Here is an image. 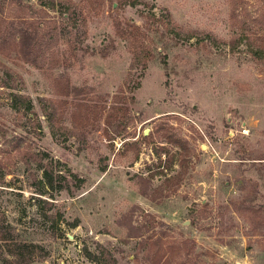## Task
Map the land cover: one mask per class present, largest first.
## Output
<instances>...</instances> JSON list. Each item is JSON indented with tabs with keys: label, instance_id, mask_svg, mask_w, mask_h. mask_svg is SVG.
<instances>
[{
	"label": "rangeland",
	"instance_id": "obj_1",
	"mask_svg": "<svg viewBox=\"0 0 264 264\" xmlns=\"http://www.w3.org/2000/svg\"><path fill=\"white\" fill-rule=\"evenodd\" d=\"M0 3L6 26L43 35L36 65L0 53V211L42 247L32 264H151L162 251L173 264H264V0ZM115 19L145 32L146 66ZM113 104L127 110L112 128ZM164 130L190 149L166 185L179 149ZM39 158L65 183L48 202L34 189Z\"/></svg>",
	"mask_w": 264,
	"mask_h": 264
},
{
	"label": "trees",
	"instance_id": "obj_2",
	"mask_svg": "<svg viewBox=\"0 0 264 264\" xmlns=\"http://www.w3.org/2000/svg\"><path fill=\"white\" fill-rule=\"evenodd\" d=\"M18 1V0H17ZM232 8L234 10L243 7L244 0H231ZM2 4V3H0ZM1 14V13H0ZM68 16L69 13H68ZM4 16L0 15V53L7 54L9 51H15L18 55L26 60L27 62L36 65L37 61H34L33 57H29L30 54H35L34 48L32 47L38 41H40V37L43 35H39L34 30L31 32H27L22 26H18L13 28V26H6L4 21ZM259 17L251 16V22L253 24L259 25ZM12 23V22H11ZM13 25V24H12ZM115 32L116 34L126 40L128 45L131 48L133 61H141L143 67L146 66V60L149 56L147 54V50H144L145 37L146 34L141 30L140 26L129 21H120L114 20ZM260 26V25H259ZM264 32V24L260 26ZM6 48V49H5ZM142 49V50H141ZM54 86L57 88L56 92L59 95H68L69 93V83L67 77L63 72H59L54 78ZM12 106L16 108L18 102L26 103V110L32 113L33 103L29 97H25L20 95L19 93H12ZM39 101L46 102L47 98L41 97ZM80 107L81 103H77ZM125 112L127 110L126 107H118L116 104L109 106L107 114L105 115L104 123L107 126H111L113 128V122L115 121L117 114L120 112ZM119 122V121H117ZM121 123V122H120ZM120 123H117L119 126ZM108 133V131L106 130ZM113 132V135L116 134V131ZM162 135L166 142L177 147L179 150L176 152V158L178 160L179 173L173 177H168L165 179L164 184H170L172 182H179L182 179V175H180V171H185L188 166V159L190 155V149L187 140L181 138L180 136L174 135L172 132L168 130H164ZM148 136V135H147ZM147 136H144L145 138ZM16 148H19V138H17V143L15 144ZM45 156V155H44ZM45 158V157H44ZM37 167L41 169L40 178H36V183L34 185L35 193L39 194L41 200L43 202H48L46 199H43L42 196L52 195V192H57L64 188L65 183L63 184L60 181L62 177L59 173L54 174L52 171V166L50 167V162L48 166L42 163L43 158L37 159ZM73 176V174H72ZM58 179V180H57ZM163 187H159L154 189L152 192L148 191V196L150 194L162 190ZM147 194V193H143ZM143 226V225H142ZM136 228L135 232H129V237H140L144 233L143 227ZM42 250L40 245L35 243H26L20 239H17V234L15 233V228L7 222L5 215L0 211V263L1 264H32L36 260V256H38V251ZM43 256V255H42ZM149 262L151 264H173L172 259L169 255H166L164 251L161 253H156V255H152L149 258Z\"/></svg>",
	"mask_w": 264,
	"mask_h": 264
},
{
	"label": "water",
	"instance_id": "obj_3",
	"mask_svg": "<svg viewBox=\"0 0 264 264\" xmlns=\"http://www.w3.org/2000/svg\"><path fill=\"white\" fill-rule=\"evenodd\" d=\"M147 132H148V131H147V130H145V131H144V134H147Z\"/></svg>",
	"mask_w": 264,
	"mask_h": 264
},
{
	"label": "built area",
	"instance_id": "obj_4",
	"mask_svg": "<svg viewBox=\"0 0 264 264\" xmlns=\"http://www.w3.org/2000/svg\"><path fill=\"white\" fill-rule=\"evenodd\" d=\"M72 264H77L76 262H73Z\"/></svg>",
	"mask_w": 264,
	"mask_h": 264
}]
</instances>
